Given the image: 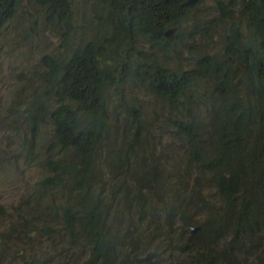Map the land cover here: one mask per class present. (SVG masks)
Here are the masks:
<instances>
[{
    "label": "trees",
    "instance_id": "trees-1",
    "mask_svg": "<svg viewBox=\"0 0 264 264\" xmlns=\"http://www.w3.org/2000/svg\"><path fill=\"white\" fill-rule=\"evenodd\" d=\"M29 1L35 8L32 36L39 38L36 28L45 24L58 41L41 57L45 72L35 101L17 97L15 107L25 111L32 136L49 122V153L35 187L68 191L60 203L62 229L81 255L85 243L89 247L85 264H138L150 261L157 248L171 247L167 206L148 205L169 193L179 198L186 175L194 176L197 186L213 184L219 204L210 205L219 225L207 224L204 235H188L190 243L200 244L195 255L174 262L166 257L161 264L226 259L228 244L211 246L222 229L238 247L264 234V0H211L213 11L206 17L199 16L202 9L192 12L201 0L189 5L187 0ZM19 2L0 0V31ZM190 13L192 27L201 23L202 28L189 39L200 43L221 34L220 50L190 49L193 62L187 68L157 58L154 48L172 51L181 34L173 39L167 29ZM208 104L212 114H192L194 105L203 111ZM158 110L167 111L165 126L184 141L174 174L156 166L150 151ZM199 120L214 128L208 138H202ZM104 170L113 181L109 204L125 203L114 215L95 191ZM168 176L177 178L166 191ZM133 181L142 192L130 186ZM151 212L154 225L146 221ZM44 230L53 232L48 226ZM142 235L154 248L143 262L127 250Z\"/></svg>",
    "mask_w": 264,
    "mask_h": 264
},
{
    "label": "rangeland",
    "instance_id": "rangeland-1",
    "mask_svg": "<svg viewBox=\"0 0 264 264\" xmlns=\"http://www.w3.org/2000/svg\"><path fill=\"white\" fill-rule=\"evenodd\" d=\"M196 1V0H195ZM74 4L80 5L83 0H73ZM211 0L197 2L192 12L202 9L199 16L206 17L213 11ZM35 8L29 0H20L14 16L5 24L0 31V264H85L90 249L85 243L87 250L81 255V248L72 246L64 234L61 224L60 203L65 200L68 193L62 190L52 193L40 191L36 182L42 177L45 169L44 158L49 153L47 130L48 124H42L35 136H32L22 107L16 108L17 97L30 99L33 103L41 89L42 74L45 72L41 57L55 48L58 38L55 30L42 24L36 30L40 33L39 38L33 37L30 32V22L33 21L31 12ZM193 15L190 13L180 21L178 26H172L171 37L176 38L172 51L154 48V55L165 61L168 57L173 65L184 68L193 62L190 49L204 52L205 48L212 46L214 52L220 50L221 34L215 33L211 39L200 43L192 42L189 37L192 31L197 33L201 23L192 24ZM30 21V22H29ZM36 74V75H35ZM42 75V76H41ZM33 93V94H32ZM30 103V104H31ZM153 106V105H152ZM212 105L200 111L196 105L193 107L194 115L212 114ZM122 119L123 115L118 114ZM148 113H151V108ZM159 119H153L154 140H151V149L156 161V166L174 174L178 162L185 154L184 141L175 133L172 126L166 127L164 115L167 111L158 110ZM203 129L202 138H208L214 128L200 121ZM27 135L30 142H25ZM129 175V172L127 173ZM109 173L104 170L102 179L96 188V193L101 196L109 206V213L117 214L124 204H109V188L113 181ZM156 175L152 176L155 180ZM172 176L164 179V189L167 191L170 183L175 180ZM117 182V181H116ZM182 186L179 191L181 196L172 199V193L165 195L159 201L153 199L148 207L154 204L167 206L165 227L168 230L171 247L161 250L157 248L150 257V261L143 262L154 248H151L148 235H142L135 239L127 250L142 259L141 264H161L160 259L169 258L173 262L175 258L196 253L200 244H189L183 229L186 224L200 226L199 235H204L207 224H218L214 217L210 203L217 206L219 201L212 183L200 186L195 185L194 176H183ZM130 186L142 192L140 184L130 182ZM212 191V193H208ZM150 196V195H148ZM151 197V196H150ZM199 197H203L204 201ZM204 202H209L205 204ZM126 209V207H125ZM50 215L45 219L43 212ZM147 220L155 224L154 213H148ZM144 221L140 222L142 226ZM112 224H116L112 220ZM219 225V224H218ZM44 226L51 227L52 233H47ZM125 234V229L124 232ZM231 233L222 229L218 240L211 243L213 248H218L223 243L228 244L229 256L217 264H264L263 233L254 241H247L239 249L230 242ZM157 256V257H156ZM156 257V258H155ZM36 261H31V259ZM138 263V264H139ZM114 264H120L115 261ZM132 264H136L132 261ZM213 264V263H211Z\"/></svg>",
    "mask_w": 264,
    "mask_h": 264
},
{
    "label": "clouds",
    "instance_id": "clouds-1",
    "mask_svg": "<svg viewBox=\"0 0 264 264\" xmlns=\"http://www.w3.org/2000/svg\"><path fill=\"white\" fill-rule=\"evenodd\" d=\"M28 120V119H27ZM36 135V134H35ZM34 135V136H35ZM46 158V157H45ZM45 158H44V160L43 161H45ZM44 163V162H43ZM199 229H200V226H191V225H189V224H186V227L183 229V231H185V234H186V236H187V241H188V243L189 244H191L190 243V241L188 240V235L189 234H197V235H199L200 233H199ZM263 233V232H262ZM263 237H264V234H263ZM230 242L232 243V244H234L238 249H239V247L234 243V242H232V238L230 237ZM263 248H264V242H263ZM241 247V246H240Z\"/></svg>",
    "mask_w": 264,
    "mask_h": 264
},
{
    "label": "water",
    "instance_id": "water-1",
    "mask_svg": "<svg viewBox=\"0 0 264 264\" xmlns=\"http://www.w3.org/2000/svg\"><path fill=\"white\" fill-rule=\"evenodd\" d=\"M194 1H195V0H187V1L185 2V4H186V5L193 4ZM165 34H166L167 36L171 35V34H172V30H167V31L165 32Z\"/></svg>",
    "mask_w": 264,
    "mask_h": 264
}]
</instances>
